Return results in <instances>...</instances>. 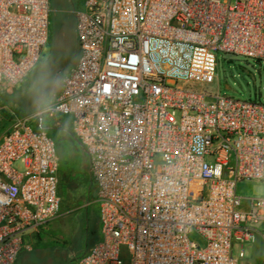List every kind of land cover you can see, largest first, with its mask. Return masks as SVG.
<instances>
[{"label": "built area", "instance_id": "2783aa9c", "mask_svg": "<svg viewBox=\"0 0 264 264\" xmlns=\"http://www.w3.org/2000/svg\"><path fill=\"white\" fill-rule=\"evenodd\" d=\"M74 13L61 89L36 127L25 115L0 139V264L60 213L42 126L56 116L87 154L100 234L63 264H238L264 243V197L236 193L264 179V103L205 86L218 52L264 61V0H83ZM49 15V0H0V91L39 61Z\"/></svg>", "mask_w": 264, "mask_h": 264}, {"label": "rangeland", "instance_id": "374dc122", "mask_svg": "<svg viewBox=\"0 0 264 264\" xmlns=\"http://www.w3.org/2000/svg\"><path fill=\"white\" fill-rule=\"evenodd\" d=\"M49 5V37L39 61L23 82L0 91V139L22 116L31 115L27 123L37 126L32 113L53 101L64 76L78 59L74 11L82 7L83 0H49ZM205 88L264 103V61L218 52L215 81ZM49 123L45 117L42 126L57 147L61 209L55 219L28 239L30 248L22 247L14 264H63L100 239L98 206L93 199L95 186L87 154L68 125L53 129ZM236 193L241 197H264V179L238 181ZM190 237L197 238L195 233ZM253 246L244 247L245 257L239 258L238 264H260L264 243L260 242L255 249ZM233 255L238 257L237 248H233Z\"/></svg>", "mask_w": 264, "mask_h": 264}, {"label": "crops", "instance_id": "0c3cea01", "mask_svg": "<svg viewBox=\"0 0 264 264\" xmlns=\"http://www.w3.org/2000/svg\"><path fill=\"white\" fill-rule=\"evenodd\" d=\"M49 121H50L49 125H53L55 123V127L53 129H63L65 127V125H68L70 127L68 119L64 116H56L55 118H53L52 120H49ZM93 199H94V197H93ZM259 243L260 242H257L256 244H254V246H255V247L253 246L254 249L256 247H258Z\"/></svg>", "mask_w": 264, "mask_h": 264}]
</instances>
